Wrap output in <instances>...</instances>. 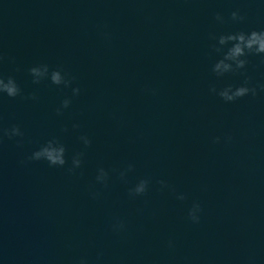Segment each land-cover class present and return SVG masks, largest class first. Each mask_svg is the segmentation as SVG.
I'll use <instances>...</instances> for the list:
<instances>
[{
	"label": "water",
	"instance_id": "1",
	"mask_svg": "<svg viewBox=\"0 0 264 264\" xmlns=\"http://www.w3.org/2000/svg\"><path fill=\"white\" fill-rule=\"evenodd\" d=\"M254 29L264 30V0H145L88 264H264V59L249 54L244 69L212 71L231 46L212 37ZM246 77L255 96L225 102L210 91ZM141 178L148 191L129 196ZM194 202L198 223L188 216ZM117 220L123 231L113 230Z\"/></svg>",
	"mask_w": 264,
	"mask_h": 264
},
{
	"label": "clouds",
	"instance_id": "2",
	"mask_svg": "<svg viewBox=\"0 0 264 264\" xmlns=\"http://www.w3.org/2000/svg\"><path fill=\"white\" fill-rule=\"evenodd\" d=\"M216 19L223 22V17L217 13ZM232 20H243L244 17L239 14L238 11H233L231 13ZM213 39L217 40L219 46L229 45L226 51H223L222 47H217L213 45L217 52L223 51L222 58L217 60L212 67V71L217 76H224L226 73L236 72L237 70L244 69L248 63L246 57L249 54L260 55L264 59V30H251L250 32L239 31L235 33L220 34L218 37L213 36ZM4 59L3 55L0 54V62ZM29 74L32 77L34 84H39L44 79H49L55 85H63L64 87H71L74 77H69L67 73H64L60 68L50 69L49 65L46 63L35 64L28 69ZM250 77H246L244 83L234 86L228 84L222 89L217 90L215 86L210 88L212 93L219 95L225 102H232L236 99L246 96L251 93L253 96L256 95V87H249ZM261 90H264V85H261ZM21 88L16 82L15 78L11 75L5 77L0 74V95L6 94L8 97H16L21 95ZM79 87H72V94H80ZM35 100V93L30 94L29 97ZM71 104V99L66 97L61 101L59 107H57L56 112L58 115L63 114V110L68 108ZM73 127H78V125H73ZM67 129H65L66 131ZM24 133L18 125H13L11 128L0 129V139L3 136H7L9 139L13 137H23ZM85 147L91 145L92 141L87 135H81L79 138ZM231 139V137H228ZM220 137L214 139V143H218ZM19 143V142H18ZM66 147L60 141L59 138L53 137L49 139L46 143L42 144L37 150L33 151L30 156L27 157L29 161H39L46 160L50 166H61L63 167L67 161L65 158ZM83 152L75 153L71 158V166L68 168L69 172H75L76 169L80 168L82 165ZM134 168L133 164H129L126 169L119 171V176L121 179L126 177L128 171ZM109 178V172L103 167L97 169L96 182L99 184L107 185ZM162 189L169 187L167 183L163 180L159 181ZM150 180L148 178L139 179L136 184L129 188V196L135 197L145 194L148 191ZM93 198L99 196L98 192H92ZM184 194H180L178 199H185ZM202 211L201 205L198 202H194L192 207L189 209L188 216L189 219L198 223L200 216L198 213ZM114 231H123L125 224L122 220H117L113 225ZM171 246V242H169ZM76 264H88L87 259L81 257Z\"/></svg>",
	"mask_w": 264,
	"mask_h": 264
}]
</instances>
